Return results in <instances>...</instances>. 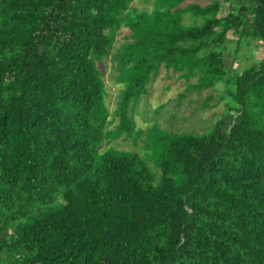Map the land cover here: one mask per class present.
<instances>
[{"label": "trees", "instance_id": "1", "mask_svg": "<svg viewBox=\"0 0 264 264\" xmlns=\"http://www.w3.org/2000/svg\"><path fill=\"white\" fill-rule=\"evenodd\" d=\"M134 1L0 0V264H264V0ZM162 66L223 85L211 129H137Z\"/></svg>", "mask_w": 264, "mask_h": 264}, {"label": "rangeland", "instance_id": "2", "mask_svg": "<svg viewBox=\"0 0 264 264\" xmlns=\"http://www.w3.org/2000/svg\"><path fill=\"white\" fill-rule=\"evenodd\" d=\"M211 1L214 0H187L186 4L204 5ZM132 5L138 10L147 11H151L154 7L153 0H135ZM121 42L118 38L115 47L118 48ZM229 48L233 50L234 45L230 44ZM263 51V46L255 43H252L248 49L242 48L234 69H243L251 65L254 59H260L263 56ZM231 59L232 55L227 53L225 55L227 64L231 62ZM100 67L105 72L107 103L112 114L117 106L122 85L116 80L117 71L112 60L101 63ZM196 81L197 78H193L190 83ZM187 83L178 73L162 66L155 80L149 85L148 94L140 98L135 108L134 118L137 129H147L154 124L170 131L184 133H203L211 129L224 110L225 100L220 99L223 85L217 84L211 89L187 92ZM181 94H185L183 98L180 97ZM118 122L115 118L111 128H114ZM144 139L145 136H142L134 141L123 135L111 142L109 146L120 150L135 151L144 156Z\"/></svg>", "mask_w": 264, "mask_h": 264}]
</instances>
